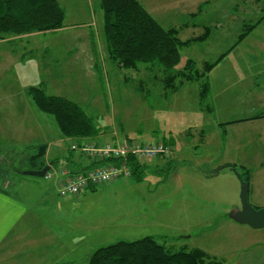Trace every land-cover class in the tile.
<instances>
[{
    "label": "rangeland",
    "instance_id": "obj_1",
    "mask_svg": "<svg viewBox=\"0 0 264 264\" xmlns=\"http://www.w3.org/2000/svg\"><path fill=\"white\" fill-rule=\"evenodd\" d=\"M59 1L66 11V31L9 35L0 39L10 41L0 44V165L3 170L0 172L4 173L5 160L12 163L11 170L22 173L30 170L33 153L28 147L47 142L52 145L57 141L60 133L54 119L40 112L26 94L31 88H40L42 83L47 85L50 95L80 104L101 130L100 136L109 137L104 142L164 143L175 152L170 164H167L170 159H160L145 165L141 181L135 176L122 177L96 187L85 197L68 198L65 201L68 212L64 217L68 222L67 233L64 231L57 240L55 232L54 248L49 249L47 244L42 251L47 254L52 251L54 264H89L99 249L153 238L172 253L200 250L219 264H264V230H253L229 218L231 212L241 209L238 175L228 168L216 175L212 166L219 153L217 146L199 147L195 141L200 138V130L194 128L195 124L199 125L198 114L194 112L198 104L194 91L183 93L182 89L165 100L163 87L160 82L155 83L154 75L148 79L147 69L125 71L108 61L100 0ZM138 1L162 27L178 29L183 42L202 36L206 28L213 29L209 41L181 50L178 70L189 60L202 70L205 63H212L223 54L229 55L228 68L235 65L234 70L239 68L244 75L262 66L254 59L264 57V21L232 49L245 29L262 20L264 0ZM147 2L156 8L154 12ZM199 6L203 12L190 19L189 15L196 13ZM187 23L197 27L186 28ZM91 32L98 39V53L106 58L100 73L93 72L91 62L86 69L82 62L77 63L79 55L85 56L91 50L82 44ZM157 77L161 79L159 72ZM205 129L212 135L211 126ZM255 143L247 157L262 148L260 143ZM235 146L236 138L230 147ZM76 153L79 152L72 151ZM237 153L233 156L238 159ZM79 156L81 161L88 159L81 153ZM237 161L253 165L252 161L241 158ZM242 164L238 165L240 175ZM256 175L261 176L258 172ZM8 177L14 183L20 180L42 187L51 184L46 178L25 177L13 171ZM262 179L261 176L259 180ZM255 189L253 183V194ZM258 194L260 206L251 202V193L250 204L264 209V188ZM54 229L57 231V226Z\"/></svg>",
    "mask_w": 264,
    "mask_h": 264
},
{
    "label": "crops",
    "instance_id": "obj_2",
    "mask_svg": "<svg viewBox=\"0 0 264 264\" xmlns=\"http://www.w3.org/2000/svg\"><path fill=\"white\" fill-rule=\"evenodd\" d=\"M57 1L61 5L60 1ZM145 4L148 8H152V12L156 10L153 5L150 7L148 2ZM143 7L145 6L143 5ZM200 7L202 6H199L198 10ZM62 8L65 12L66 20V11L64 7ZM145 9L151 15V11L146 7ZM196 13L193 12L190 14L189 12L187 14H190L189 16L191 19V15ZM184 27L196 28L197 26L187 23ZM63 28L64 29L54 34L67 30L65 28V21ZM92 32L89 34V38H84L82 41V44H85L86 47H90L91 50L89 49L85 56L79 55L77 63L82 62L86 69V67L88 68L87 64L91 62L93 72L100 73L102 72L101 65L105 63L106 58L101 57V54L98 53V39ZM212 36L213 29H211V34L207 41H209ZM1 43H10V41L2 40L0 41V44ZM235 47H237V45H235L232 50L236 49ZM228 57L229 55L220 61L208 74L210 91L207 97V106H201L199 102V83L184 84L180 91L182 89L185 90L183 93H186V91L193 93L194 91L195 96L198 98V104L195 106L194 112L198 114L199 125L195 124L194 128L200 130V138L195 141L200 145L199 147L208 145L217 146L219 153L217 157L214 158L215 164L212 166L214 173L217 174V170H220L221 173V171L229 166L234 167L238 171V165L242 164L240 161H237L240 158L253 162L252 166L244 163L241 167L250 172L251 202L260 206L257 203L259 197L258 190L264 188V57H256L254 59V62H260L262 66L259 67L256 72L247 75L240 72L239 68L237 71L234 70L235 65H230V68H228L229 63L226 62ZM107 59L110 62L108 56ZM189 85H194L195 88H191L193 86ZM46 86L45 83H42L40 88L50 95L49 89ZM50 90H52V88H50ZM39 121L40 120H36V123H39ZM207 126L213 128V131H211L212 135H209V131L205 129ZM58 133H60V131ZM234 135H236V137ZM106 138L108 139L109 137L104 135L91 141L83 142L100 145L111 143V141L104 142ZM235 138L237 146L230 147ZM254 142L260 143L262 148L260 151L256 150L254 154L252 152L250 157H247L246 155L251 152V145L254 144ZM67 143L70 145L66 146ZM74 143V141L64 139L60 133L57 135L55 144L50 145V143L47 142L40 146H47L48 148L46 155L47 163L50 164V162L59 160L56 168L59 169L61 166L66 167L73 175L84 174L100 166V164L97 165L86 158V160L82 159L83 161L79 160V158H81L79 153L70 154V148ZM31 147L35 146H29L28 148ZM170 147L173 150V147ZM235 150L236 153L238 152V159L233 156V154H236L233 153ZM174 152L175 150H173L172 155H174ZM53 155L57 156L54 157ZM51 156L54 158H51ZM68 157H70V163L67 162ZM172 158L171 156L168 163L172 162ZM2 164L5 170L4 173H1L3 170L0 165V264H54L51 254L52 251L47 254L48 252H43L41 248H46L47 244H49V249L54 248L53 239L55 237V232L57 240L60 235L64 234V231L67 233L65 226L68 222L64 221V217L65 213L68 212V205L65 201H67L68 198L77 199L82 196L85 197L89 191H92V188L83 192L79 197L62 198L58 193V180L55 178L46 179L50 181L51 184L43 187L41 184L28 185L26 182H21L20 180L14 183L13 179H9V173L13 171L15 174L21 175L22 172H18L15 169L11 170L12 163L7 160ZM255 166H257L258 169H256ZM197 167L199 168V166ZM257 172L263 177L262 180H259L261 176L258 177V175H256ZM1 174L3 177H1ZM242 174H244V171ZM253 183H255L256 186L254 194L251 190ZM262 197L264 199V194ZM55 226H57V231L54 229Z\"/></svg>",
    "mask_w": 264,
    "mask_h": 264
},
{
    "label": "trees",
    "instance_id": "obj_3",
    "mask_svg": "<svg viewBox=\"0 0 264 264\" xmlns=\"http://www.w3.org/2000/svg\"><path fill=\"white\" fill-rule=\"evenodd\" d=\"M100 7L104 17L103 34L107 55L111 63L125 71L138 72L142 67L147 69L148 79L154 75L155 83L160 82L163 87L165 100L178 93L184 84L199 83V102L201 106H207L210 91L208 74L227 54L213 63H205L202 70L193 60H189L182 70L177 68L182 60L181 50L206 42L211 34L210 28H206L202 36L183 42L179 39L178 29L162 27L138 0H100ZM202 12L203 7H200L196 14L191 15V19L197 18ZM64 21L65 12L57 0H0V39L9 35L22 36L61 30ZM263 21L264 16L256 25L245 29L236 45ZM157 72L161 79L157 77ZM27 95L40 112L54 119L64 139L81 145L87 143L83 141H91L102 134L94 119L81 105L66 98L48 95L41 88H31ZM47 149V146L29 148L33 153L30 158L31 171H40L48 165L53 167L59 163V160L47 163ZM67 162H71L70 157ZM109 162L120 164L119 160L107 163ZM128 166L132 172L131 177L135 176L141 181L146 166L135 160L129 161ZM243 171L241 177L250 182V172L247 169ZM89 264L219 263L212 261L200 250L172 253L153 238H145L134 243L121 242L99 249L92 255Z\"/></svg>",
    "mask_w": 264,
    "mask_h": 264
},
{
    "label": "built area",
    "instance_id": "obj_4",
    "mask_svg": "<svg viewBox=\"0 0 264 264\" xmlns=\"http://www.w3.org/2000/svg\"><path fill=\"white\" fill-rule=\"evenodd\" d=\"M72 151L83 154L100 166L78 175H73L66 167L57 170L51 168L46 179L58 180V193L62 198L79 197L91 188L110 184L122 177L131 178L132 172L128 166L131 160L138 161L142 165H149L160 159L169 160L173 152L172 148L164 143L146 144L137 141L112 142L103 145L74 144ZM110 160H119L120 164L107 163Z\"/></svg>",
    "mask_w": 264,
    "mask_h": 264
},
{
    "label": "water",
    "instance_id": "obj_5",
    "mask_svg": "<svg viewBox=\"0 0 264 264\" xmlns=\"http://www.w3.org/2000/svg\"><path fill=\"white\" fill-rule=\"evenodd\" d=\"M233 173L238 175L241 182V209L234 210L229 215V218L236 224L248 226L253 230H264V209H258L250 204V182L248 179H243L234 167L229 168ZM51 171V166L45 167L40 171H26L22 175L25 177H34L38 179L46 178ZM220 170L216 175H219Z\"/></svg>",
    "mask_w": 264,
    "mask_h": 264
}]
</instances>
